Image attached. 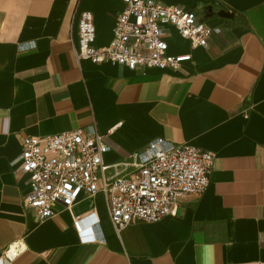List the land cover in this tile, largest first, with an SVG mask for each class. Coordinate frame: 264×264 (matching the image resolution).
Here are the masks:
<instances>
[{"label":"crops","instance_id":"crops-1","mask_svg":"<svg viewBox=\"0 0 264 264\" xmlns=\"http://www.w3.org/2000/svg\"><path fill=\"white\" fill-rule=\"evenodd\" d=\"M157 1L214 30L192 46L168 28V52L190 55L176 70L76 59L77 12L92 13L103 46L121 0H0V264H264V0ZM90 125L113 128L107 165L157 137L210 151L205 190L118 231L101 192L39 220L16 171L23 138Z\"/></svg>","mask_w":264,"mask_h":264},{"label":"built area","instance_id":"built-area-1","mask_svg":"<svg viewBox=\"0 0 264 264\" xmlns=\"http://www.w3.org/2000/svg\"><path fill=\"white\" fill-rule=\"evenodd\" d=\"M109 42L96 46L92 13L76 14V39L71 49L76 59L94 64L110 62L130 70L138 66L176 70L189 54H170L166 37L173 27L192 46H206L213 33L193 9L157 0H121ZM105 133L94 125L47 136H26L16 171L28 176L23 204L39 220L69 209L83 194L101 192L116 230L133 221L154 222L175 216L180 198L201 194L209 181L213 154L193 145L174 144L157 137L134 152L128 161L107 165ZM128 167L132 170L126 171ZM111 175H106L108 169ZM59 206V207H58ZM76 231L81 218H73ZM11 253L15 250L10 249Z\"/></svg>","mask_w":264,"mask_h":264}]
</instances>
